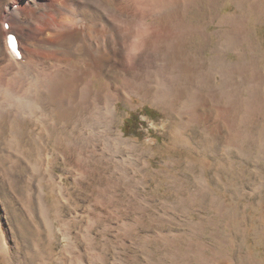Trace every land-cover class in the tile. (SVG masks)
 <instances>
[{"label": "rangeland", "instance_id": "rangeland-1", "mask_svg": "<svg viewBox=\"0 0 264 264\" xmlns=\"http://www.w3.org/2000/svg\"><path fill=\"white\" fill-rule=\"evenodd\" d=\"M44 1L0 0V81L7 84L17 79L21 92L33 86L32 74L41 73L43 64H55L56 57L49 56L47 48L30 43L33 37L42 39L53 22L46 15ZM66 1L70 8H78L77 3L84 0ZM151 1L114 0V17L106 19L118 41L110 45L112 71L109 76L96 77V86L111 80L118 93L117 125L126 138L137 140L142 147L141 158L136 157L140 168L128 167L134 182L111 189L105 183L106 188H101L98 179L94 183L92 177L86 178L85 170L66 172L63 159L58 158L54 170L62 175L66 189L60 196L63 217L61 221L55 219V232L47 228L43 217L35 221L7 203L4 233L16 254L13 252L15 255L8 259L0 250V264H73L67 244L70 233L78 237L85 259L92 260L89 264H264V112L250 111L257 107L254 102L264 104L262 5L257 6L258 0H196L190 9L181 12L185 21L199 31L190 37L187 48L199 61L205 60L212 72L219 58L228 61L230 68L241 62L253 66L245 74L244 93L238 99L234 90L226 92L224 101L218 99L229 109L239 102L242 109L232 118V112L227 116L221 113L212 92L208 97L211 103L202 106L196 93L190 96L194 100L181 101L166 95L168 101L159 104L123 88L125 70H135L132 75L140 68L136 67L141 51L137 45L148 29L142 31L143 35L133 36L143 25L163 23L165 12L173 10L172 0ZM124 12L135 27L130 37H125L127 31L121 21ZM237 20H242L239 28ZM97 23L105 27L101 20ZM11 32L23 38L20 46L25 57L17 63L10 60L4 43L5 34ZM123 37L130 45L126 52ZM109 40L105 36L104 42ZM255 72L263 86L256 85ZM216 77L218 83L220 74ZM5 150L0 140V159ZM33 155L37 157L38 153ZM76 178L84 179V185ZM0 184L8 201L10 190L2 181ZM103 190H111L109 200L99 196ZM47 191L48 201L56 207L59 196L51 187ZM54 212L52 209V216ZM61 227L69 233L64 235ZM83 263L88 264L86 260Z\"/></svg>", "mask_w": 264, "mask_h": 264}, {"label": "bare ground", "instance_id": "bare-ground-1", "mask_svg": "<svg viewBox=\"0 0 264 264\" xmlns=\"http://www.w3.org/2000/svg\"><path fill=\"white\" fill-rule=\"evenodd\" d=\"M86 1L90 6L84 3ZM165 1L167 2L163 0L162 3ZM44 2L48 7L46 15L51 17L53 22L42 39L33 37L30 43L32 46L47 48V54L56 57V59L53 58L55 64L51 66L43 64L41 73L37 76L33 73L31 78V80L34 79L33 86L30 89L23 87L24 92L20 91L21 88L18 87L20 83L17 79L7 84L0 81V140H3L6 148L3 159H0V181L5 183L6 189H9L11 193L7 201L4 198L7 193H4L0 184V207L2 208L0 209L2 243L0 250L8 259L16 253L8 235L4 233L6 229L4 217L6 218L5 215L9 212L7 203L12 204L16 212L28 214L35 221L43 217L51 232L56 230L55 219L61 221L63 217V202L60 196L64 194L66 185L62 175L54 170V163L58 158L63 159L66 172L74 174L85 170L86 178L92 177L94 183H97L98 179L101 188L107 183L111 189L116 185L125 187L124 185L134 182L128 167L135 165L134 167L140 168L141 164L139 165L136 157L141 158L143 153L137 140L126 138L117 125L118 93L113 88L111 80L96 86V77L109 76L112 71L110 45L115 43V40L118 42L111 31L109 22L110 18L114 17L112 5L114 0H84L79 3L75 1L73 5L77 3L78 8H70L66 0H45ZM153 2L155 4V1ZM172 2H174L173 10L165 12L162 17L163 23L161 21L159 23L160 26L143 25L133 36L134 38L137 35H143V32L148 29V33L143 35V39L137 45L141 49L140 53L136 47L140 54L136 67L140 66V68L134 74L138 76L129 75L135 70H125L127 71L126 82L123 83V88L132 89L136 94H142L143 99L149 98L159 104L164 103L167 96H172L179 101L194 100L191 97H195L196 93L200 97L199 104L202 106L208 105V102L211 103L208 97L209 92H212L210 94L218 108L222 110L221 113L227 116L232 112L229 115L232 118L236 117L235 113H238L241 108L239 102L234 103L229 109L226 104H219L218 99L224 101L226 92L231 90H234L235 98L238 99L245 85H242L245 74L246 72L248 74L253 66L241 62L230 68L228 61L219 58L215 72H212L209 67L207 68L205 60L199 61L197 56L187 48L190 37L199 31L185 21L181 12L184 13L190 9L196 0H185L186 4L184 0H172ZM257 6L264 11V0H258ZM65 13L68 14L69 23L66 22L68 17L64 16ZM120 16L127 31L125 37H130L135 28L132 26L131 18L126 12ZM98 20L105 23L103 29L100 28L102 25L98 26ZM241 21L237 20L236 24L234 23L237 28L240 27ZM6 23L5 26H7ZM123 32L125 31H122V34ZM105 36L110 37L107 43L104 42ZM125 37L122 41L126 52L130 45ZM20 39L23 38L20 36ZM4 43L10 60L17 63L19 58L12 52L7 36ZM123 45L121 44V47ZM24 57L23 54L22 58ZM83 64L87 65L83 66ZM217 73L220 74L218 83H216ZM253 78L256 85H262L263 81L258 73L253 75ZM254 105L257 107H251V112L257 110L264 112V104L261 101L257 104L254 102ZM222 118L224 119L223 116ZM30 124L33 128L29 127ZM51 143L54 144V151ZM35 152L38 153L37 157L33 155ZM20 169L24 171L17 173ZM75 180L81 186L84 185V179L76 178ZM48 187L53 188L59 196L56 207H53L47 199ZM21 189L24 190V194L20 191ZM110 193L111 190H105L99 196L109 200ZM52 209H55V215H53L55 217L52 216ZM60 231L64 235L69 233L66 227H61ZM9 232L12 233V231ZM88 241L91 242V240ZM67 244L71 255L70 261L73 264H84L85 260L88 264L91 263L92 260L85 259L78 237L68 234Z\"/></svg>", "mask_w": 264, "mask_h": 264}, {"label": "snow or ice", "instance_id": "snow-or-ice-1", "mask_svg": "<svg viewBox=\"0 0 264 264\" xmlns=\"http://www.w3.org/2000/svg\"><path fill=\"white\" fill-rule=\"evenodd\" d=\"M13 46H14V40H13Z\"/></svg>", "mask_w": 264, "mask_h": 264}]
</instances>
